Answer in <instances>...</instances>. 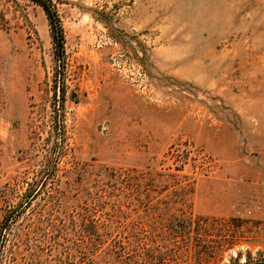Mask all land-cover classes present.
Segmentation results:
<instances>
[{
  "label": "rangeland",
  "instance_id": "rangeland-1",
  "mask_svg": "<svg viewBox=\"0 0 264 264\" xmlns=\"http://www.w3.org/2000/svg\"><path fill=\"white\" fill-rule=\"evenodd\" d=\"M52 1L64 34L60 56L39 5L0 0V222L48 155L58 163L54 185L14 223L0 264L35 263L28 231L44 209L48 222L60 217L72 226L67 204H82L72 197L76 163L86 170V188L99 165L125 179L148 169L184 176L171 184L187 185L186 203L171 186L123 207L120 221L139 224L146 240L160 239L165 204L230 222L227 230L216 223L209 235L167 243L173 251L163 264L263 259L264 0ZM62 192L70 199L58 211L51 203V211ZM77 254L75 264L96 260Z\"/></svg>",
  "mask_w": 264,
  "mask_h": 264
},
{
  "label": "trees",
  "instance_id": "trees-1",
  "mask_svg": "<svg viewBox=\"0 0 264 264\" xmlns=\"http://www.w3.org/2000/svg\"><path fill=\"white\" fill-rule=\"evenodd\" d=\"M30 1L44 10L49 21L57 55L60 56L64 47V34L56 5L52 0ZM55 123L60 126H56V130L61 133V151L58 152V157L61 158L66 151L65 124L63 119L55 120ZM49 156L44 161L43 167L36 172L21 200L16 205L6 209L0 222V253L6 249L14 223L25 214L27 209L31 208L34 200L41 196L45 189L54 185L57 179L58 163L50 164L52 161ZM85 171L82 166L76 163L69 175L72 181H75L76 186V191L72 197L82 201V204H67V207L71 206L68 214L72 226L70 227L65 221L62 222L60 217H54L48 222L45 219L46 210L44 209L43 212L39 213L40 216L36 223L29 229L28 232L32 234L28 238L30 256L36 260L33 264H75L77 253L90 255L92 262L96 259L93 264H163L167 259L165 256L173 251V248L166 245L167 243L175 244V241L179 243L178 237L188 241L190 238L202 234L209 235L208 232L212 230L213 226H219L217 224L226 230L230 227V222L224 218L194 216L192 212L177 214L170 211L165 204L158 210L161 216L166 217L162 227L155 231L160 239H157L156 235L146 240L144 233L146 230L142 229L139 224H130L132 226L128 227L127 223L120 221L122 217H125L124 208H131L132 205L136 207L140 203L144 204L149 195L156 196L160 189H168L171 186L180 187L179 191H182L183 194L177 202L186 203L185 199L182 198H184L187 185L178 181L171 184L172 178L181 179L184 176L178 173H165L148 169L145 172L135 170L138 175H129L125 179L126 174L115 171L106 165H99L91 169L94 171L92 172L93 176L88 177L90 178L88 183L91 186L86 188L81 183L82 180L86 179L84 177ZM48 194L51 197V193L48 192ZM62 196L64 197L58 199L59 201H50V208L57 204L58 209L55 210L58 211L60 207H63V200L68 201L71 197L63 192ZM72 201L74 203L75 198ZM51 203L55 204L51 205ZM50 208L48 207V209ZM50 210L52 211V208ZM98 213L100 215L108 214L112 217L116 215L114 218L108 217L107 220H99L97 218ZM219 219H224V221ZM45 223L49 226L48 228L44 226ZM153 225L156 226L155 223ZM121 227L126 232L120 233ZM150 227L152 228V225ZM71 229L75 235H79L80 243L64 233ZM42 237L44 242L41 245L36 244L35 240L37 238L42 239ZM30 261L32 262V259ZM243 264H264V258L258 261H246Z\"/></svg>",
  "mask_w": 264,
  "mask_h": 264
}]
</instances>
